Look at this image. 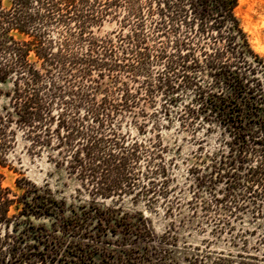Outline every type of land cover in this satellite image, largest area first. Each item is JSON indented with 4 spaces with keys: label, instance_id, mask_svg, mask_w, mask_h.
<instances>
[{
    "label": "trees",
    "instance_id": "16d2710c",
    "mask_svg": "<svg viewBox=\"0 0 264 264\" xmlns=\"http://www.w3.org/2000/svg\"><path fill=\"white\" fill-rule=\"evenodd\" d=\"M237 4L0 0V167L22 144L55 154L94 199H161L172 211L180 188L165 122L192 137L215 125L226 138L185 164L189 202L214 226L221 211L264 215V59ZM14 182L19 194L0 177V264H92L85 240L100 241L82 235L88 219L114 235L112 223L126 227L110 210L66 215L47 190ZM45 219L51 230L33 222Z\"/></svg>",
    "mask_w": 264,
    "mask_h": 264
},
{
    "label": "rangeland",
    "instance_id": "374dc122",
    "mask_svg": "<svg viewBox=\"0 0 264 264\" xmlns=\"http://www.w3.org/2000/svg\"><path fill=\"white\" fill-rule=\"evenodd\" d=\"M237 2L235 14L243 31L252 49L264 59V0ZM114 25L106 23L100 33L111 31ZM171 122V125L165 122L169 130H163V142L169 147L166 158L176 161L174 174L180 188L176 195L180 204L172 211H167L161 199L156 204L130 197L94 199L89 193L90 187L84 186L66 165L54 164L58 159L55 154L52 160L46 153L40 157L29 155L22 150V144L9 156L6 166L0 167L2 186L19 194L14 181L23 178L64 202L66 215L70 210L77 215L93 208L110 210V216L126 227L112 223L114 235L88 219L82 235L100 241L98 244L85 240L97 250L92 264H264V215L252 219L250 213L235 217L221 211L214 226L210 222L212 213H204L200 206L189 202L191 194L187 189L191 178L185 174V164L193 162L190 155L199 145L208 149L225 139L221 129L213 125L214 133L202 129L192 137L175 121ZM33 222L51 230L52 221ZM69 240L77 239L67 237L65 242Z\"/></svg>",
    "mask_w": 264,
    "mask_h": 264
}]
</instances>
